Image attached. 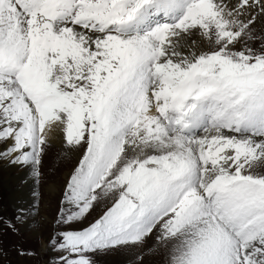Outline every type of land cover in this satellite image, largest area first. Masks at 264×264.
I'll return each mask as SVG.
<instances>
[{
  "label": "snow or ice",
  "instance_id": "6c2138e0",
  "mask_svg": "<svg viewBox=\"0 0 264 264\" xmlns=\"http://www.w3.org/2000/svg\"><path fill=\"white\" fill-rule=\"evenodd\" d=\"M262 21L264 0H0V159L38 176L54 133L83 149L56 264L153 235L165 264H264Z\"/></svg>",
  "mask_w": 264,
  "mask_h": 264
},
{
  "label": "rangeland",
  "instance_id": "374dc122",
  "mask_svg": "<svg viewBox=\"0 0 264 264\" xmlns=\"http://www.w3.org/2000/svg\"><path fill=\"white\" fill-rule=\"evenodd\" d=\"M256 27L260 30L264 21ZM55 134L60 143L50 140L38 166L39 175L29 172L32 181L23 177L29 165L9 166L7 159H0V264H56L58 254L50 241L67 227L57 223L59 210L67 180L83 149L70 150L63 144L61 134ZM3 148L0 144V150ZM105 208V203L97 204L84 226L98 218ZM137 253L143 254V264H165L154 235L147 239L143 249L118 248L98 253L94 259L96 264H133Z\"/></svg>",
  "mask_w": 264,
  "mask_h": 264
},
{
  "label": "bare ground",
  "instance_id": "6f19581e",
  "mask_svg": "<svg viewBox=\"0 0 264 264\" xmlns=\"http://www.w3.org/2000/svg\"><path fill=\"white\" fill-rule=\"evenodd\" d=\"M57 135V136H56ZM57 137H58V134H55V135H53L52 136V138H51V140L54 142V143H60V140L59 139H57ZM13 164L12 163H10V165L9 166H12ZM29 172H32L33 173V168H32V165H29V168H28V170H27V173L25 174V176H23L24 178H27L29 181L31 180V179H33L32 177H31V175H30V173ZM33 175V174H32ZM32 181V180H31ZM45 248H46V246H45Z\"/></svg>",
  "mask_w": 264,
  "mask_h": 264
}]
</instances>
